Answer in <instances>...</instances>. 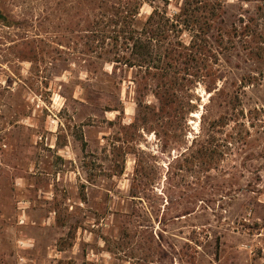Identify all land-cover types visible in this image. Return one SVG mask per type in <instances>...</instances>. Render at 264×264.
Here are the masks:
<instances>
[{
  "label": "rangeland",
  "instance_id": "obj_1",
  "mask_svg": "<svg viewBox=\"0 0 264 264\" xmlns=\"http://www.w3.org/2000/svg\"><path fill=\"white\" fill-rule=\"evenodd\" d=\"M0 8V264H264V63L235 59L229 83L258 79L238 89L240 111L217 133L224 141L211 167L190 164L176 158L201 132L202 114L218 113L206 111L203 84L179 141L152 119L144 130L138 100L158 102L137 93L136 68L92 72L74 34L54 29L41 32L45 59L21 60L14 46L34 37L28 25L39 27L47 3ZM137 158L149 172L143 201L130 196Z\"/></svg>",
  "mask_w": 264,
  "mask_h": 264
},
{
  "label": "trees",
  "instance_id": "obj_2",
  "mask_svg": "<svg viewBox=\"0 0 264 264\" xmlns=\"http://www.w3.org/2000/svg\"><path fill=\"white\" fill-rule=\"evenodd\" d=\"M45 1L47 12L39 27L34 21L28 25L37 33L25 40L22 49L14 46L20 51L18 57L36 64L45 59L51 50L41 32L74 34L73 49L84 54L79 57L88 70L96 72L112 64L114 71L119 66L139 71L137 93L151 91L158 103L143 104L138 98L142 117L137 120L151 131L147 125L152 119L174 141H179L178 132L194 109L192 91L203 84L212 93L206 111L216 107L218 113L214 118L202 114L201 132L176 159L211 167L224 141L217 133L240 111L238 89L258 79L257 74H246L238 83H229L235 59L245 54L248 60L264 63V0H240L239 5L228 0H181L173 13L168 10L171 0ZM246 2L253 7L244 9ZM145 5L152 8L148 15L142 13ZM137 120L130 126H138ZM141 165L137 158L130 191L139 200L149 185L148 169Z\"/></svg>",
  "mask_w": 264,
  "mask_h": 264
},
{
  "label": "water",
  "instance_id": "obj_3",
  "mask_svg": "<svg viewBox=\"0 0 264 264\" xmlns=\"http://www.w3.org/2000/svg\"><path fill=\"white\" fill-rule=\"evenodd\" d=\"M0 20H3V21H7L8 20L6 14H4V12L2 11L1 8H0Z\"/></svg>",
  "mask_w": 264,
  "mask_h": 264
}]
</instances>
